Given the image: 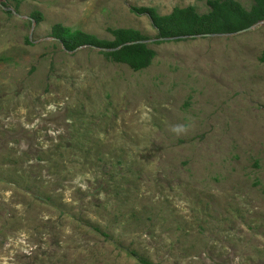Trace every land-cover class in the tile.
Listing matches in <instances>:
<instances>
[{"label": "rangeland", "instance_id": "obj_1", "mask_svg": "<svg viewBox=\"0 0 264 264\" xmlns=\"http://www.w3.org/2000/svg\"><path fill=\"white\" fill-rule=\"evenodd\" d=\"M207 1L0 0V264H264V19L157 43L132 11ZM57 23L155 57L68 51Z\"/></svg>", "mask_w": 264, "mask_h": 264}, {"label": "trees", "instance_id": "obj_2", "mask_svg": "<svg viewBox=\"0 0 264 264\" xmlns=\"http://www.w3.org/2000/svg\"><path fill=\"white\" fill-rule=\"evenodd\" d=\"M253 1L251 8L246 10L236 0H208L209 11L204 14L197 13L192 6L177 7L165 15L158 14L151 7L133 8L132 11L149 17L157 32V43H162L204 35L232 34L247 29L264 19V0ZM31 16L38 21L42 19L39 12ZM109 31L112 39L104 40L57 23L51 28V36L68 51L82 46L98 48L107 60L127 65L133 71H141L151 64L155 51L146 44V36L135 29Z\"/></svg>", "mask_w": 264, "mask_h": 264}]
</instances>
